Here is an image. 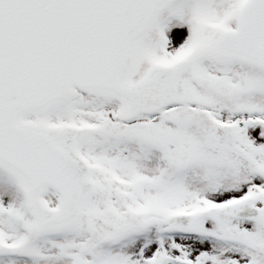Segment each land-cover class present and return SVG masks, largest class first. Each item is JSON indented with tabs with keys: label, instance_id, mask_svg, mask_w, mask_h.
<instances>
[{
	"label": "snow or ice",
	"instance_id": "1",
	"mask_svg": "<svg viewBox=\"0 0 264 264\" xmlns=\"http://www.w3.org/2000/svg\"><path fill=\"white\" fill-rule=\"evenodd\" d=\"M0 264H264V0H0Z\"/></svg>",
	"mask_w": 264,
	"mask_h": 264
}]
</instances>
